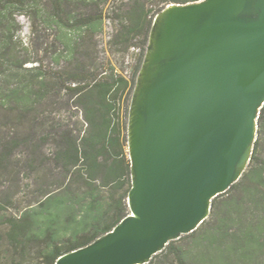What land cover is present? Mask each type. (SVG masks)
Segmentation results:
<instances>
[{"label":"trees","instance_id":"obj_1","mask_svg":"<svg viewBox=\"0 0 264 264\" xmlns=\"http://www.w3.org/2000/svg\"><path fill=\"white\" fill-rule=\"evenodd\" d=\"M110 1L0 0V174L19 173L17 150L23 147L25 166L54 178H41L36 198L18 216L0 211L7 225L0 233V264H55L129 212V106L124 111L123 104L135 80L114 67L100 71L94 56ZM190 1L197 0L121 1L112 10L121 21L118 42L128 49L140 38L146 50L156 13ZM23 16L30 21L28 41L21 37ZM64 96L82 112L77 131L53 116ZM259 134L249 167L213 200L210 216L147 264H264V159L256 157L264 107ZM46 144L54 146L49 156Z\"/></svg>","mask_w":264,"mask_h":264},{"label":"water","instance_id":"obj_2","mask_svg":"<svg viewBox=\"0 0 264 264\" xmlns=\"http://www.w3.org/2000/svg\"><path fill=\"white\" fill-rule=\"evenodd\" d=\"M264 107V0L156 13L128 112L129 212L55 264H147L247 170Z\"/></svg>","mask_w":264,"mask_h":264},{"label":"rangeland","instance_id":"obj_3","mask_svg":"<svg viewBox=\"0 0 264 264\" xmlns=\"http://www.w3.org/2000/svg\"><path fill=\"white\" fill-rule=\"evenodd\" d=\"M121 1L128 0H111L105 6V12L107 18L105 21L104 30L102 33L94 37L96 42V48L94 56L97 57L96 65L99 70L104 68L114 67L116 71L127 77L133 82L136 81L137 70L140 58L145 51V45L143 46L140 38L135 39L133 46L128 49L122 43H119L118 30L121 21L116 18L112 12L114 6ZM111 11V12H109ZM23 24L21 37L28 41L31 37L30 21L27 17H20ZM45 63H49L46 59ZM53 65V64H51ZM135 84V83H134ZM127 98L124 100L123 109H127L130 105ZM55 112L53 116L65 127L74 129L77 131L84 124L82 112L73 104V101L64 96L57 100L54 105ZM260 137L259 131L257 138ZM255 147V146H254ZM54 149L52 144H46L44 151L46 155H50ZM254 151V150H253ZM257 156L264 159V139L260 141L259 150H257ZM28 157V152L25 148L21 147L17 150V158L20 163L17 169L19 173L0 174V211L7 216H18L20 212L25 208L30 201L36 198L39 191L40 182L42 177L45 180H53L48 170L35 171L30 166H25V159ZM252 161V158H251ZM250 161V163H251ZM250 165V164H249ZM249 167V166H248ZM57 178V177H55ZM7 229V225L0 219V233H4Z\"/></svg>","mask_w":264,"mask_h":264}]
</instances>
